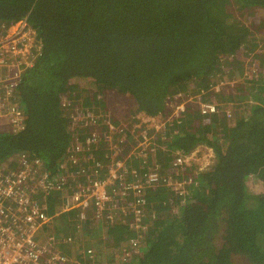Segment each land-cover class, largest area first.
Listing matches in <instances>:
<instances>
[{
  "label": "trees",
  "instance_id": "obj_1",
  "mask_svg": "<svg viewBox=\"0 0 264 264\" xmlns=\"http://www.w3.org/2000/svg\"><path fill=\"white\" fill-rule=\"evenodd\" d=\"M23 18L37 51L20 74L25 125L0 129V163L27 152L54 171L76 136L97 132L94 141L80 140L82 164H103V175L115 145L129 168L158 174L143 193L139 252L123 260L138 231L130 216L93 239L103 247L96 246L100 262L234 264L242 254L264 264V0H0V35ZM240 51L252 52L259 74H245ZM237 73L235 92L219 88ZM109 92L125 98L116 102ZM64 93L79 104L61 110ZM196 94L216 110L202 113L189 100ZM92 115L104 119L100 126ZM204 147L212 151L205 166L174 163ZM250 175L261 192L248 189ZM68 192L53 193L46 230L73 234L60 245L70 253L101 222L88 218L75 232L69 216L76 209H61Z\"/></svg>",
  "mask_w": 264,
  "mask_h": 264
},
{
  "label": "built area",
  "instance_id": "obj_2",
  "mask_svg": "<svg viewBox=\"0 0 264 264\" xmlns=\"http://www.w3.org/2000/svg\"><path fill=\"white\" fill-rule=\"evenodd\" d=\"M34 43V31L25 18L9 27L6 34L0 35V118L5 117L13 131L25 125L19 83L23 68L30 64L37 51ZM200 98L201 95L196 94L189 100H196L202 113L216 110L214 102ZM186 101L187 98L178 102L172 115L182 112ZM72 104H79L77 98L64 93L60 109ZM84 114L74 119L80 120ZM227 115L230 116L231 112ZM92 116L91 123L100 126L103 118ZM2 125L0 129H6ZM98 137L97 132L88 135L82 132L76 136L70 145L68 158L54 171L48 169L42 158L27 152L17 154L13 161L10 158L0 163V264H103L98 260V250L92 245L82 243V247L74 246L70 253L63 252L60 245L71 243L73 234L53 230L48 233L46 230L52 222V216L46 211L48 203L54 192H64L66 188L69 192L64 194L61 209H76L69 216L75 232L90 218L96 223L101 222V228L96 231L106 234L132 216L138 231L126 241L128 248L123 260H129L139 252L138 244L147 228L142 221L145 212L143 193L146 187L157 181L158 174L149 171L140 175L136 168H129L124 159H116L118 148L115 145L107 155V172L103 175H100V169H105L103 164L97 162L94 167L82 164L80 140L89 142ZM192 160H198V156L180 155L174 163L190 165Z\"/></svg>",
  "mask_w": 264,
  "mask_h": 264
},
{
  "label": "rangeland",
  "instance_id": "obj_3",
  "mask_svg": "<svg viewBox=\"0 0 264 264\" xmlns=\"http://www.w3.org/2000/svg\"><path fill=\"white\" fill-rule=\"evenodd\" d=\"M259 11V10H258ZM259 16H257L256 18H253L255 20H258L260 21L259 19ZM247 20V23L251 22L252 21V18L251 16L249 18L246 19ZM14 28H12L13 30ZM259 31L260 33H264V30L262 28H259ZM241 52V51H240ZM251 55H252V52H250L247 56H244L243 53L241 52L240 54H238L239 58L243 60L244 62V67H245V74L249 77V76H253L255 74H259L260 72L259 71H256V67L254 66L253 64V61H252V58H251ZM241 77H239L238 73L237 74H234V76L227 80V81H223L222 84L218 83L217 85H219V88L221 87V89H223L224 91L226 89H229L231 90L232 92H235V88L238 86V84L241 82ZM81 84H83V81H80ZM110 95V98L112 100H115L116 102L121 99V98H125L123 96H121L120 94H114L112 92H109L108 93ZM129 99V98H127ZM130 100V99H129ZM121 105V104H120ZM227 112H231V115L227 117L230 118L232 116V111L229 110ZM104 114V113H103ZM107 115H110L109 113H107ZM108 117H106L105 119L107 120ZM1 122V121H0ZM3 127H6V124L3 123L2 125ZM148 142V140H147ZM205 148V147H204ZM204 148L202 150H204ZM201 150V152H202ZM206 150V149H205ZM204 152V151H203ZM202 152V153H203ZM212 153V151H211ZM200 156H201V153H200ZM195 161V160H194ZM197 163L200 165V164H203L205 162V159L204 158H199L198 160H196ZM247 182H248V189L253 192V193H259L262 191V183L260 181L259 178H257L256 176L254 175H250L247 179ZM91 232V231H90ZM93 234L92 237H87L85 238L86 240H88L87 244L91 243L92 245L94 246H97V247H100L103 249V247L100 245V244H97L95 243V241H93L94 238H97L98 236H101V232L99 231H92L91 232ZM92 239V240H91ZM91 240V241H89ZM217 242H219V237H217L216 239ZM86 245V243L84 244ZM99 245V246H98ZM233 261H234V264H252L250 263V261L246 258V256L242 255V254H238V255H235L234 258H233Z\"/></svg>",
  "mask_w": 264,
  "mask_h": 264
},
{
  "label": "crops",
  "instance_id": "obj_4",
  "mask_svg": "<svg viewBox=\"0 0 264 264\" xmlns=\"http://www.w3.org/2000/svg\"><path fill=\"white\" fill-rule=\"evenodd\" d=\"M15 24V23H14ZM14 24H12L11 26H13ZM10 26V27H11ZM0 124H2V123H5L6 124V129H8V128H11V125L9 124V122L7 121V119L4 117H1L0 118ZM206 149V150H205ZM204 151V152H203ZM203 152V153H202ZM202 152H201V156L199 155L198 156V159L199 158H204L205 159V162L203 163V165H206V163L208 164L209 162H210V160H211V150H210V148H208V147H206V148H204V150H202ZM92 240V239H91ZM91 240H89V241H91ZM88 242V240H86V239H84V241H83V243H86L87 244V242ZM92 243V242H91ZM91 243H89V245H92ZM94 248H96V246H94V245H92ZM97 249V248H96Z\"/></svg>",
  "mask_w": 264,
  "mask_h": 264
},
{
  "label": "clouds",
  "instance_id": "obj_5",
  "mask_svg": "<svg viewBox=\"0 0 264 264\" xmlns=\"http://www.w3.org/2000/svg\"><path fill=\"white\" fill-rule=\"evenodd\" d=\"M13 131V130H12ZM211 157H212V153H211Z\"/></svg>",
  "mask_w": 264,
  "mask_h": 264
}]
</instances>
